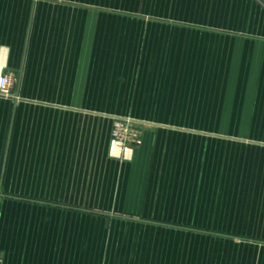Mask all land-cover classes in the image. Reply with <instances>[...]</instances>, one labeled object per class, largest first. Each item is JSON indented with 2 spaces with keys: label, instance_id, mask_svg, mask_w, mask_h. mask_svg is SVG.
Returning a JSON list of instances; mask_svg holds the SVG:
<instances>
[{
  "label": "crops",
  "instance_id": "obj_1",
  "mask_svg": "<svg viewBox=\"0 0 264 264\" xmlns=\"http://www.w3.org/2000/svg\"><path fill=\"white\" fill-rule=\"evenodd\" d=\"M2 74L0 264H264V0H0Z\"/></svg>",
  "mask_w": 264,
  "mask_h": 264
},
{
  "label": "built area",
  "instance_id": "obj_2",
  "mask_svg": "<svg viewBox=\"0 0 264 264\" xmlns=\"http://www.w3.org/2000/svg\"><path fill=\"white\" fill-rule=\"evenodd\" d=\"M14 85L13 76L11 74H2L0 76V94L10 95L11 89ZM132 123L129 119H117L114 124L113 137L111 141L112 152H120L122 149H128V143H139L140 133L135 132L132 128Z\"/></svg>",
  "mask_w": 264,
  "mask_h": 264
},
{
  "label": "rangeland",
  "instance_id": "obj_3",
  "mask_svg": "<svg viewBox=\"0 0 264 264\" xmlns=\"http://www.w3.org/2000/svg\"><path fill=\"white\" fill-rule=\"evenodd\" d=\"M132 128H134L135 132H139L140 131V129L138 128V125H133Z\"/></svg>",
  "mask_w": 264,
  "mask_h": 264
}]
</instances>
